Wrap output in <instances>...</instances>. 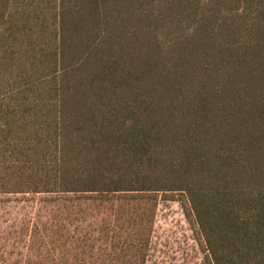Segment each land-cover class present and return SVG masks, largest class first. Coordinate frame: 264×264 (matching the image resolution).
<instances>
[{"label":"trees","instance_id":"obj_1","mask_svg":"<svg viewBox=\"0 0 264 264\" xmlns=\"http://www.w3.org/2000/svg\"><path fill=\"white\" fill-rule=\"evenodd\" d=\"M177 195L264 264V0H0V264H148Z\"/></svg>","mask_w":264,"mask_h":264},{"label":"rangeland","instance_id":"obj_2","mask_svg":"<svg viewBox=\"0 0 264 264\" xmlns=\"http://www.w3.org/2000/svg\"><path fill=\"white\" fill-rule=\"evenodd\" d=\"M162 198L157 210L148 264H208L196 227L188 219L182 197ZM25 212L15 203L8 206L0 200V230L10 229L14 223L16 225L15 219L24 218Z\"/></svg>","mask_w":264,"mask_h":264}]
</instances>
